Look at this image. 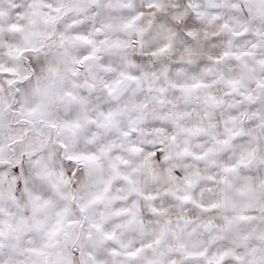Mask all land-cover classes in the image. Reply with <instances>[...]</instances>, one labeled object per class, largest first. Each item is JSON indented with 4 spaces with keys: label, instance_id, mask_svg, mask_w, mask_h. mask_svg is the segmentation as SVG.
<instances>
[{
    "label": "clouds",
    "instance_id": "9594fccd",
    "mask_svg": "<svg viewBox=\"0 0 264 264\" xmlns=\"http://www.w3.org/2000/svg\"><path fill=\"white\" fill-rule=\"evenodd\" d=\"M89 260L264 264V0H0V264Z\"/></svg>",
    "mask_w": 264,
    "mask_h": 264
},
{
    "label": "snow or ice",
    "instance_id": "6c2138e0",
    "mask_svg": "<svg viewBox=\"0 0 264 264\" xmlns=\"http://www.w3.org/2000/svg\"><path fill=\"white\" fill-rule=\"evenodd\" d=\"M163 151H164V149H163V147H161V148L159 149V151L156 153L157 158H159L160 154H162ZM96 227H97V229H99V226H98V225H97ZM128 255H129L130 257H132V256H135L136 253H134V252H130V253H128ZM85 264H94V261H91V260H89V261H85Z\"/></svg>",
    "mask_w": 264,
    "mask_h": 264
}]
</instances>
